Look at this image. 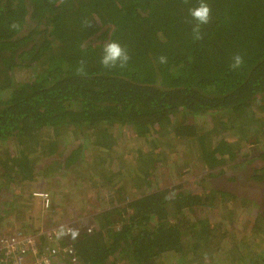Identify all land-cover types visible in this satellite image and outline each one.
<instances>
[{"label": "trees", "instance_id": "obj_1", "mask_svg": "<svg viewBox=\"0 0 264 264\" xmlns=\"http://www.w3.org/2000/svg\"><path fill=\"white\" fill-rule=\"evenodd\" d=\"M206 2L211 21L193 41L188 9L199 0H0V147L24 146L0 148V183L17 187L12 205L44 157L57 172L83 170L91 160L95 171L84 178L103 208L59 221L78 232L63 244L74 247L79 264H264V0ZM111 39L127 48V68L101 67V46ZM236 54L243 65L231 70ZM191 118L202 127L210 121L209 129ZM113 129L129 139L130 164L109 150ZM65 133L86 142L58 152ZM233 138L251 148L243 178L261 185L256 203L231 185L192 190L164 181L167 170L194 161L202 167L195 182L237 184L228 169L244 154ZM36 145L38 157H30ZM171 148L180 150L173 163ZM22 197L30 207L34 198ZM59 222L52 217L49 226Z\"/></svg>", "mask_w": 264, "mask_h": 264}, {"label": "rangeland", "instance_id": "obj_2", "mask_svg": "<svg viewBox=\"0 0 264 264\" xmlns=\"http://www.w3.org/2000/svg\"><path fill=\"white\" fill-rule=\"evenodd\" d=\"M23 74L21 70H17L14 76L17 80H20L23 78ZM201 120L199 118L188 119L189 122L191 121V123H195L197 125V126L195 125L196 128H200L202 130L205 129L204 131H206V129L208 130L210 121L208 124L207 119L203 118V120L206 121L207 124H206V127L205 126L202 127ZM236 129L237 128L233 129V131H236ZM223 130L224 128L221 129L220 131L224 132ZM77 132L78 134H80V131H77ZM81 132H83L84 134L83 138H85L86 136H89L88 131L81 130ZM114 132L116 134H113V135L116 138H114L113 146H111L109 150L111 154H114L117 157L124 156L126 163L130 164L134 154L131 152L130 153L131 157L129 155L128 146L131 145L129 142V139H127V137L124 136L122 132L118 129L116 130L113 129L112 133ZM78 136L79 135H77V137ZM38 137H39L38 139L42 140V142L45 141V139L47 138L46 132H41L38 135ZM75 138L76 136H74L73 134L65 133L64 138L60 139L65 142H62V141L60 142V145H59L60 150H58V152H60L62 147L65 146V143L67 144V146L65 147L66 149L64 151V154H66V152L70 150L71 144L81 143L84 145L86 142V140H81L80 142L78 138L77 139ZM38 139H36V141ZM233 139H236V138H233ZM236 140L237 142H234L235 144L234 148L240 149V154L241 155L244 154V155L241 158L237 156L238 158L236 157L232 161V162H235V164L232 165L231 169H228V170L230 172L229 174L234 173L238 177L237 184H228L227 182L224 181L222 177L212 178V179H202L201 181L199 180L195 182L194 179H196V177L202 178L200 176L202 174V172L200 171L202 167L199 165V168H198L196 163H194V161L192 163L190 162V164L187 165L189 167H182L181 165V167H178V169L172 170L170 168V170H167L166 175L163 174L164 181L168 180L170 182H174L176 185H181L184 188L188 187L189 189H192V190L193 189L199 190L202 188L208 189L209 187L222 189L223 184H225L223 188H226L228 185L229 186L231 185V188H234V190L237 191V193L239 194V197L245 199L246 201H249V203L251 201L256 203L257 196L259 195L258 193L259 189L257 187L261 185L243 178V176L246 175L244 173L248 171L250 168V165L247 163H253V161L249 159L251 155V148L249 147V145L247 146V144H245L242 139L237 138ZM12 144H9V145L2 144L0 148L3 151L4 150L6 151L9 147L10 150H13L12 151L13 153H18V151L24 147L23 145L16 146V144L13 142ZM37 144H38V141H37ZM24 145L29 148H31L32 145L34 146V144L31 142H26V144ZM33 148L34 149L32 151V154L30 153V157L36 158L38 157L36 155L39 154V151L41 149L37 147V145ZM134 148L135 147H133V149ZM164 150L165 149L163 148V146H161V149L159 150V152H162ZM179 151L180 150L175 151L173 148H171V154L167 153L169 156L168 159L170 163L171 162L173 163L174 161L178 159ZM184 151L182 150V152ZM188 159L190 158H187V160ZM50 161H51V158L48 156L44 157L42 161L41 160L37 161L38 167L40 165L41 169L37 168L38 173H37V176L35 177V181H33V183L25 184L26 188L24 191H22V195H20L21 197L18 198V201L16 200V203L13 202L12 205H10L12 201V196L15 192L14 189L17 187L14 188V186H12V184L8 182H6L5 184H3V182L0 183L2 185L1 188L3 191V193L0 194V234L3 232H7L9 230H13L14 228L22 227V226H26V227L29 226V227L34 228L38 226V222L41 221V217H40L41 208H40L39 201L37 199H32V202L30 203V207L22 205V203L24 202V201L22 202V198L24 199V197H22L23 194L26 195L27 193H29L31 195L35 191L49 193L51 197V210L53 211L51 212L50 215L56 220V222H59V221L60 222L62 221L63 222H70V221L74 222L77 218H83V220H85L86 218L89 217L88 213H90L94 208L95 209L103 208V205L105 203L98 202L96 200L95 198L96 189H94L91 186V183H90L91 181L88 182L87 179L84 178V176L87 178V175L95 171V170H92L93 168L90 165L91 160L89 161L88 157L84 159L82 162L83 170H78V171L70 169L65 172H57L56 171V169H58L56 165L57 163L54 164L53 161L51 162ZM191 165H194L195 167H192ZM112 166L114 165L112 164L110 168ZM42 167H44V170ZM96 178H97L96 176L92 177L94 182H97ZM159 182H163L161 181V177L159 178ZM104 196L105 195H103V197ZM252 211H253V208L251 207L249 211L243 210L241 212V219H243L246 215L247 216H249L250 214L252 215L253 214ZM52 217H50L49 219H46V223L48 225L50 224ZM46 223L44 224L46 225ZM240 223L241 222H239L237 226L239 225L241 226L243 224V223L241 224Z\"/></svg>", "mask_w": 264, "mask_h": 264}, {"label": "built area", "instance_id": "obj_3", "mask_svg": "<svg viewBox=\"0 0 264 264\" xmlns=\"http://www.w3.org/2000/svg\"><path fill=\"white\" fill-rule=\"evenodd\" d=\"M40 204L41 221L46 223V219L52 217L51 197L47 192L35 191L31 194ZM66 223H56V225L46 228L42 226L34 227L31 232L14 228L0 234V264H79L77 253L71 244H63L64 238L57 240L53 230ZM86 228V232H90Z\"/></svg>", "mask_w": 264, "mask_h": 264}, {"label": "clouds", "instance_id": "obj_4", "mask_svg": "<svg viewBox=\"0 0 264 264\" xmlns=\"http://www.w3.org/2000/svg\"><path fill=\"white\" fill-rule=\"evenodd\" d=\"M185 4L188 0H183ZM189 15L192 18L191 35L193 41H199L203 39L202 26L207 25L211 21V8L206 0H199L197 6L190 7L188 9ZM102 55L100 57V65L106 70L125 69L128 67L131 56L126 47H124L118 40L111 39L101 46ZM160 64H166L167 57L161 55L158 57ZM243 65V57L240 54H236L232 57V62L229 67L231 70H239ZM77 72L83 74L85 72V61L81 60L80 65L77 68ZM54 236L57 240L70 235L72 239H75L78 232L71 228H66L64 225L58 226L53 230Z\"/></svg>", "mask_w": 264, "mask_h": 264}, {"label": "crops", "instance_id": "obj_5", "mask_svg": "<svg viewBox=\"0 0 264 264\" xmlns=\"http://www.w3.org/2000/svg\"><path fill=\"white\" fill-rule=\"evenodd\" d=\"M41 217V216H40ZM79 219H83V218H79ZM44 223V222H43ZM47 224V223H46Z\"/></svg>", "mask_w": 264, "mask_h": 264}]
</instances>
